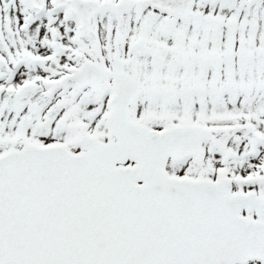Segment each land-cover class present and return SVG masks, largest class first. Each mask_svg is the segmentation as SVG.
<instances>
[{
	"label": "snow or ice",
	"instance_id": "snow-or-ice-1",
	"mask_svg": "<svg viewBox=\"0 0 264 264\" xmlns=\"http://www.w3.org/2000/svg\"><path fill=\"white\" fill-rule=\"evenodd\" d=\"M0 264H264V0H0Z\"/></svg>",
	"mask_w": 264,
	"mask_h": 264
}]
</instances>
